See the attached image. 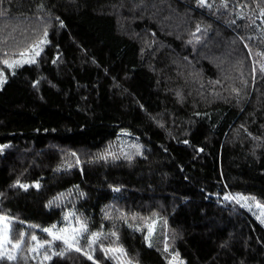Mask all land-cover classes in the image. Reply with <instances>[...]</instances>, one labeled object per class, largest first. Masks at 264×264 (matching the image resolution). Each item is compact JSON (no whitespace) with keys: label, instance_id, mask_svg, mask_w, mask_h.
Returning <instances> with one entry per match:
<instances>
[{"label":"trees","instance_id":"obj_1","mask_svg":"<svg viewBox=\"0 0 264 264\" xmlns=\"http://www.w3.org/2000/svg\"><path fill=\"white\" fill-rule=\"evenodd\" d=\"M36 46L0 74V264H264V0H0V67Z\"/></svg>","mask_w":264,"mask_h":264},{"label":"rangeland","instance_id":"obj_2","mask_svg":"<svg viewBox=\"0 0 264 264\" xmlns=\"http://www.w3.org/2000/svg\"><path fill=\"white\" fill-rule=\"evenodd\" d=\"M40 52H41V48L39 46H36V47H34V49L32 51L25 53V54H22L21 56L15 58L14 60L7 61V63H4L3 68L0 67V74H3L6 69L9 71H13L18 66H21V65L26 64V63L34 62L36 60L37 56L40 54ZM37 53H39V54L37 55ZM9 64H11L12 67H9L8 66ZM2 82H3V79L0 76V84ZM235 197L256 220H258L259 222H261L264 225V206H262L260 203L255 201L253 198L248 197V196L236 194ZM242 197L244 199H241ZM132 227L134 229H138V230H141V228H142V226L138 223H133ZM74 228L79 229L80 227L72 225L71 223H68V221L66 220L64 222L63 226L55 228L52 232L59 234L58 230L66 229L67 231H65L63 233V235L66 237H71L72 235H74V233L72 231V229H74ZM155 229H156L155 225L150 227L148 235L153 234L155 232ZM75 235L77 236V239H80V237L83 236V231H80L79 233H75ZM36 238L37 239L33 242L32 250H31L32 257L34 258L36 264H47L52 259L51 254L47 250V248H51V245L42 242L38 237H36ZM38 242L43 244L44 247L38 248L37 247ZM75 247H73V249H75ZM33 249H36V250L33 251ZM46 256L48 257L47 259H45Z\"/></svg>","mask_w":264,"mask_h":264},{"label":"snow or ice","instance_id":"obj_3","mask_svg":"<svg viewBox=\"0 0 264 264\" xmlns=\"http://www.w3.org/2000/svg\"><path fill=\"white\" fill-rule=\"evenodd\" d=\"M201 4H204L206 2V0H200ZM41 43H43V41H41ZM39 53H37L38 55ZM5 63H7V61H5ZM9 67H12L11 64L8 65ZM261 71H264V66L261 67ZM21 187H24V185H21ZM225 199H228V197H225ZM241 199H244L243 197ZM5 220L6 218H3V217H0V223H4L5 225V232L7 230V224L5 223ZM44 232H47L49 235L52 236V239L53 240H61L64 244H66L69 248H73L75 247V244L78 243V240H77V236L75 235V233H79L80 231H87V228H86V225L84 224H81L80 225V228L79 229H72L74 235H72L71 237H66L63 235V233L65 231H67L66 229H60L58 230L59 234H56V233H53L51 229H43ZM98 234H93V240H95L96 236ZM5 241H7V235L5 234V237H4ZM37 238L35 236H32V240H36ZM10 243V241H7ZM16 247H18L19 245H15ZM37 247L40 248V247H44L43 244L41 243H37ZM36 249H33V251H35ZM75 250L77 252L81 251V249L79 247H75ZM48 257L46 256L45 259H47ZM89 259H92L91 256L88 257ZM8 259H13V257L9 256Z\"/></svg>","mask_w":264,"mask_h":264}]
</instances>
